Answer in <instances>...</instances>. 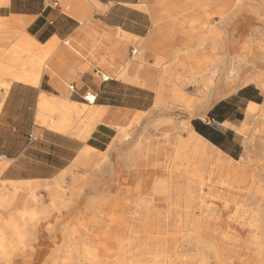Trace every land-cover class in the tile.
Wrapping results in <instances>:
<instances>
[{
	"label": "bare ground",
	"instance_id": "obj_1",
	"mask_svg": "<svg viewBox=\"0 0 264 264\" xmlns=\"http://www.w3.org/2000/svg\"><path fill=\"white\" fill-rule=\"evenodd\" d=\"M202 1L181 0L186 2V8L165 10L173 17L167 19L163 39L174 40L171 48L165 50L168 54L165 58L169 62L173 63L181 52L184 53L188 64L182 69L184 76L180 82L199 87L197 100L184 95L174 86L175 83L167 90L162 75L169 68H161L158 84L154 81L156 74L146 71L137 74L128 64L118 73L122 81L155 93L150 113L179 104L186 111L187 119L200 117L218 100L230 96L238 87L248 85L254 86L264 97V75L255 69L258 63L264 62V53L258 55L248 49L238 56H231L204 26L195 27L196 42L191 41L190 31L187 38H173L177 25L182 21L187 22L190 28L196 22L191 17L178 20L176 15L184 9L198 8L206 3ZM261 43L260 51L264 50ZM208 46L213 59L200 63L196 68L191 67V63L199 58L197 48ZM10 56L15 61L19 55L12 51ZM135 59L142 61V54ZM161 61L158 57L156 66ZM249 67L253 71L247 70ZM12 79L26 81L27 75H12ZM179 79H174V82ZM142 114L144 112L135 114L127 125L117 126L113 143L116 140L125 147L134 129L139 135L147 133L146 127L136 129ZM76 117H84L90 122L85 130L75 131L76 136L86 139L99 116L90 106L82 105L76 111ZM168 122L160 123L167 125ZM257 122L261 125L258 133L264 136V102L261 105L250 104L244 112V119L234 129L245 135ZM187 126V123H179L174 131L166 128L162 141L148 143L146 138L138 139L132 148H124L121 154L123 166L135 170L129 177L121 178L117 188L120 191L112 196L113 200L109 197L100 200L98 197L86 202L95 214L101 216L100 219L93 215L87 222L78 220L71 226H57L59 210L43 219L46 210L25 209L27 203L37 204L39 198L35 190L41 186L46 187L54 198H61L62 194L57 192L60 178L51 186L38 182H7L13 190L9 192L4 188L7 193L0 197V264H264V205H256L251 193L241 205L212 196L217 169L210 167L214 161L217 162L219 153ZM183 132H186V137L182 136ZM262 147V156L253 164L264 194V143ZM95 154L94 150L85 148L73 166L96 170L102 163H91ZM108 155V152L103 153L101 160ZM121 174H125L122 169ZM81 185L82 181L76 187L79 192ZM17 189L27 190L30 195L27 201L9 209L16 203ZM103 206L109 208V213L101 210ZM50 237L54 240L45 250L42 241Z\"/></svg>",
	"mask_w": 264,
	"mask_h": 264
},
{
	"label": "crops",
	"instance_id": "obj_2",
	"mask_svg": "<svg viewBox=\"0 0 264 264\" xmlns=\"http://www.w3.org/2000/svg\"><path fill=\"white\" fill-rule=\"evenodd\" d=\"M167 2L0 0L1 182H52L71 169L85 148L104 150L116 137L117 126L152 107L151 91L117 76L126 64H136V46L149 57L154 44L162 42L164 38L158 34L165 33L167 19L173 17L161 12ZM20 44L32 49L26 55L16 52L18 59L12 61L6 53ZM26 58L35 62L28 64ZM44 58L48 63L42 66ZM23 73L26 81L12 79V75ZM3 84L7 85L5 91ZM87 93L95 95L91 105L83 101ZM260 97L255 87H242L213 108L215 111L225 104L231 109L227 117L212 121L221 127L219 131L204 120L193 122L190 128L222 153L217 139L235 143L231 137L241 122L237 119L239 106L245 112L250 104L260 105ZM82 105L90 106L99 116L86 139L75 135L90 123L76 117ZM225 157L213 186L217 185L225 200L242 202L255 192L251 169ZM254 197L255 203L261 200Z\"/></svg>",
	"mask_w": 264,
	"mask_h": 264
},
{
	"label": "rangeland",
	"instance_id": "obj_3",
	"mask_svg": "<svg viewBox=\"0 0 264 264\" xmlns=\"http://www.w3.org/2000/svg\"><path fill=\"white\" fill-rule=\"evenodd\" d=\"M180 1L181 0H166L167 6L164 7L161 12L163 10L170 9L171 7L186 8V2ZM202 2L206 3L200 5L198 8L194 7L190 10L184 9L182 13L176 15V18L178 20H183L184 18L188 19L189 17H191L192 19L196 20V22H194L193 27L190 28L187 22L183 23L184 21H182V24L177 25V29L174 32V39L187 38V34L190 31L192 32L191 41L196 42L197 37L195 34V27L204 26L209 28L211 34L215 37L217 43L224 45L226 51H229L231 56H238L243 50L248 49L258 55H260V53H264L262 52L264 50L260 51L258 48L261 42V44H264V2H258V0H203ZM165 35L166 32H160V34H158V37L164 38ZM173 44L174 40L171 38L166 39V41L162 40V42L160 41L154 44L152 48L153 55L149 57L145 56L144 51L140 50L139 47L136 46L135 48H137L138 53L135 56L138 57L142 54L143 60L138 62V60H136L134 57L133 62H135L136 64L133 65V63L131 62L128 64V67L131 68L137 74L145 73L140 71L150 72L154 75L156 74L154 80L156 84H158L157 80H159V72L162 69L169 68L168 72L162 75L163 79L166 80L167 90L172 88V85L175 83L174 86H177L180 90H182L184 92V95H186L192 100H197L199 98V95L197 93V89L199 87L195 84H191L190 86L182 85V83L180 82V80H183L182 78L184 76L182 69L184 68V66H186V64H188L187 60H185L184 58V53L181 52L179 55L180 57L173 63L169 62L168 58H165L166 56H168V54L165 53V50L171 48ZM31 49H27L22 46V44H20L19 46H16L13 49L7 51L6 55H10L11 51H21L26 55L30 53L29 50ZM197 50L199 53V58L191 63V67L193 68L198 67L200 63L208 59H213V56L210 53L209 46L207 48L200 47L197 48ZM158 57H160L162 61L159 66H156L155 63ZM262 57H264V54ZM47 59L48 58L42 59L40 64L42 66L46 65L48 63ZM25 61H27L28 64L35 62V60L31 58H26ZM133 66L135 68H133ZM255 69L259 72H262V74L264 75V62L258 63L257 66H255ZM247 70L253 71V68L249 67ZM41 72V66H39V74H41ZM117 78L121 80L119 76H117ZM176 78L180 79L177 80V82H174V79ZM1 87L5 91L7 85L3 84V86ZM66 87L68 89V84L66 85ZM248 87L254 88V86L252 85H248ZM240 88L241 87H238L236 91H238ZM234 93H232L231 95H233ZM149 96L151 100H154L155 93L152 92L151 94H149ZM224 99L225 98L221 100ZM166 100L167 102H169V95L166 96ZM221 100H218L209 109L201 113L200 117H194L189 119H187L188 116L186 111L184 110V108L179 106V104L175 107L173 105L171 106L172 108H165L162 111L153 113H150L152 109L151 107L144 114H142V117L139 121V125L136 128L137 130H139L141 129V126L146 127L148 129L147 133L139 135L140 133L134 129V132L129 137L126 146L132 148V146L138 139L144 138L147 139L148 143H153L154 141H162L163 138H165L163 133L166 128L170 129L171 131H174V129L178 128L179 123H187V129H189L190 125H192L193 122H198L200 120H204L206 123L209 122L210 124L213 123L212 121L217 122L222 118L227 117L231 113V109L226 107L225 104L221 105L218 110L213 111V108ZM263 102L264 97L261 94L259 102L260 105ZM239 107L241 115H237V119H239V121H242L244 119V110L242 109V106ZM162 121L169 122L166 125L165 123H160ZM157 122L158 125H156ZM127 124H129V122L124 125ZM260 126L261 125L259 122L255 123V125H251L245 135L239 134L235 131V135L231 137L235 140V143H233L231 140L220 141L219 139H217L221 143V151L223 154L218 152L219 156L217 155V162L214 161V163L211 164L210 167L211 169H218L224 156H226L227 158H231L235 161H239L240 163H242V165L249 166L254 180V195H258L261 199L257 201L256 205H264V194L260 189V183L256 176V167L253 164L263 154L262 144L264 143V136L258 133ZM115 135H117V133ZM182 136L186 137V132H183ZM114 139H116V137H114L113 140L109 143V145L100 152L92 149L95 151L96 154L91 158V163L94 164L97 161H100L102 165L99 168L90 171V169L84 166L74 167L72 165L70 170L66 171L65 173H63V175L59 177L62 182L59 181V188L57 192H60V194H62L61 198H54V196H52L50 192H48L46 187L41 186L35 190L37 199L39 198L37 204L27 203L25 209L28 211L34 210L39 212L42 210H46V214H44L43 219L50 217L52 212L59 210V212L56 214L57 221L59 222V224H56L57 226H71V224L76 223L78 220H80V222H87V220L92 218L93 215L96 219H100L101 216L95 214V212H93V208L86 202L94 198L98 199V197H100V200L106 199L107 197H109L110 200H113L112 196L115 193H118V191H120L117 188L119 186V182L122 181L121 178L129 177L135 170L132 167L130 169H126L125 166H123V159L121 157V154L124 151V148H126V146L123 147L122 144L120 142H117L116 140L115 143H113ZM107 152L109 153L108 158L101 160L102 154ZM0 167L1 173L4 168V165L0 163ZM121 169L125 172V174H121ZM81 181L83 185H81L82 188L80 189L82 190H80L81 192H79L77 188L79 187ZM53 182L54 180L52 182H45V184L51 186L53 185ZM214 187L215 189L211 191L212 196L223 200L224 197H220L216 190L217 185H215ZM4 188L9 192L13 190V188L7 183L0 181V197L7 193ZM16 192V203L10 206L9 209H13L16 206H19L22 202L27 201L30 195L29 191L23 189H17ZM71 199L73 200L71 201ZM228 202L237 205L242 204L239 201L234 202L233 200H228ZM51 205L53 206L51 207ZM108 209L109 208L107 206L101 207V210H103L105 214L109 213ZM197 216H200V212H197ZM124 232L126 233V231ZM53 240L54 237H50L49 239L45 238L42 241L43 249H49L51 246L50 244Z\"/></svg>",
	"mask_w": 264,
	"mask_h": 264
},
{
	"label": "built area",
	"instance_id": "obj_4",
	"mask_svg": "<svg viewBox=\"0 0 264 264\" xmlns=\"http://www.w3.org/2000/svg\"><path fill=\"white\" fill-rule=\"evenodd\" d=\"M83 101L86 104L91 105L95 102V95L93 93H87L83 96Z\"/></svg>",
	"mask_w": 264,
	"mask_h": 264
},
{
	"label": "water",
	"instance_id": "obj_5",
	"mask_svg": "<svg viewBox=\"0 0 264 264\" xmlns=\"http://www.w3.org/2000/svg\"><path fill=\"white\" fill-rule=\"evenodd\" d=\"M211 128L214 129V130H217V131H219L221 129V127L218 124H216V123H212L211 124Z\"/></svg>",
	"mask_w": 264,
	"mask_h": 264
}]
</instances>
